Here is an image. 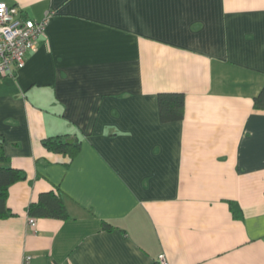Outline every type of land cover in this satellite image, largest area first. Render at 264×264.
Here are the masks:
<instances>
[{
	"label": "crops",
	"instance_id": "0c3cea01",
	"mask_svg": "<svg viewBox=\"0 0 264 264\" xmlns=\"http://www.w3.org/2000/svg\"><path fill=\"white\" fill-rule=\"evenodd\" d=\"M0 1L48 18L0 79V143L26 176L0 264H264V0ZM161 92L185 95L183 119L161 120ZM59 135L74 157L43 144ZM53 189L69 217L29 215Z\"/></svg>",
	"mask_w": 264,
	"mask_h": 264
},
{
	"label": "trees",
	"instance_id": "16d2710c",
	"mask_svg": "<svg viewBox=\"0 0 264 264\" xmlns=\"http://www.w3.org/2000/svg\"><path fill=\"white\" fill-rule=\"evenodd\" d=\"M159 113L163 122H174L183 119L185 108V95L181 92H161L158 95ZM256 108L264 109V87L254 98ZM43 144L51 151L67 153L70 158L79 151V143L67 136H54L44 139ZM8 159L3 152L0 143V219L10 215L7 208L8 189L11 184L23 180L26 176L22 170L7 166ZM29 215L39 218H57L65 220L69 217L65 201L61 192L50 190L39 195L36 202L30 203L28 207ZM105 229L112 226L103 222ZM153 264H162L157 261Z\"/></svg>",
	"mask_w": 264,
	"mask_h": 264
},
{
	"label": "built area",
	"instance_id": "2783aa9c",
	"mask_svg": "<svg viewBox=\"0 0 264 264\" xmlns=\"http://www.w3.org/2000/svg\"><path fill=\"white\" fill-rule=\"evenodd\" d=\"M18 5L0 1V79L13 76L26 63L29 52L36 48L37 39L44 33L48 18L40 21L22 15ZM29 224L35 225L33 218ZM162 264H167L160 256ZM22 264H31L25 256Z\"/></svg>",
	"mask_w": 264,
	"mask_h": 264
}]
</instances>
